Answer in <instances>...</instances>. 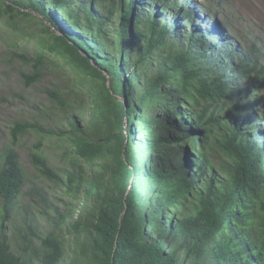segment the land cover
Segmentation results:
<instances>
[{
	"label": "trees",
	"instance_id": "obj_1",
	"mask_svg": "<svg viewBox=\"0 0 264 264\" xmlns=\"http://www.w3.org/2000/svg\"><path fill=\"white\" fill-rule=\"evenodd\" d=\"M225 12L223 0H0L24 86L58 72L69 84L47 91L65 126L10 129L0 264H65L59 235L31 223L18 255L4 228L26 185L18 148L33 134L43 177L65 185L44 155L52 139L93 173L67 174L70 192L95 206L73 225L88 236L81 264H264V41L234 35ZM19 17L40 24L31 51L19 39L36 35L17 30ZM141 130L151 135L143 171Z\"/></svg>",
	"mask_w": 264,
	"mask_h": 264
},
{
	"label": "rangeland",
	"instance_id": "obj_2",
	"mask_svg": "<svg viewBox=\"0 0 264 264\" xmlns=\"http://www.w3.org/2000/svg\"><path fill=\"white\" fill-rule=\"evenodd\" d=\"M223 2L226 7L223 21L231 24L235 30L234 35L240 36L243 41L245 37L249 36L251 38L248 42L255 38L264 41V0H223ZM27 12L38 16L33 11ZM22 19L24 18L19 17L16 20L20 21L17 30L28 26L29 29L26 32L34 33L36 36L34 41L21 37L19 39L21 40L20 47L26 44L31 51L40 38L38 32L40 24L37 20L28 22V19ZM44 24L49 26L46 22ZM10 32L4 25L0 26V157L3 150L10 144V129L15 122H31L39 126L41 124L47 131L59 130L65 126V117L62 111L53 106L47 91L62 90L63 88L65 91L69 90L66 79L68 75L60 72L46 75L43 81L34 87H25L21 74L26 72L27 68L22 62L11 60L7 53V46L16 40ZM65 71L70 73L69 69H65ZM71 78H69V82L72 80ZM259 109L261 108L259 107ZM39 138L35 134L30 135L23 140L18 148L21 164L26 171V185L4 228L14 245L13 247H16L14 251L18 255L21 254L17 247L22 245V235L27 234L31 237L28 226L33 223V226L38 228L40 235L47 236L54 233L64 240L65 264H81L82 247L88 236L86 233H82V230L73 228V225L80 219L83 225L86 224L95 206L94 202L87 201L82 194H77L75 191L70 192L67 174L84 171L85 176L91 179L93 173L86 167L79 168L73 164L72 154L69 152L70 154L65 155L66 149L60 144H56V140L52 139L45 143L44 155L51 167L63 179L65 185L62 186L43 177L35 169L29 157V147ZM149 138L151 140V135L146 131H139L137 142L141 145H136L134 154L135 164H139L142 171L150 157V151L146 147ZM192 155L194 158H198L197 153H192ZM194 164L195 162H193L192 172L197 175ZM1 206L0 200V208Z\"/></svg>",
	"mask_w": 264,
	"mask_h": 264
},
{
	"label": "clouds",
	"instance_id": "obj_3",
	"mask_svg": "<svg viewBox=\"0 0 264 264\" xmlns=\"http://www.w3.org/2000/svg\"><path fill=\"white\" fill-rule=\"evenodd\" d=\"M151 144L150 138L148 139V144H146L147 149L149 148V145Z\"/></svg>",
	"mask_w": 264,
	"mask_h": 264
},
{
	"label": "water",
	"instance_id": "obj_4",
	"mask_svg": "<svg viewBox=\"0 0 264 264\" xmlns=\"http://www.w3.org/2000/svg\"><path fill=\"white\" fill-rule=\"evenodd\" d=\"M192 171H193V168H192Z\"/></svg>",
	"mask_w": 264,
	"mask_h": 264
}]
</instances>
